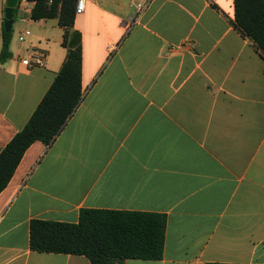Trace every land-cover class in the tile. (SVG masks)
Returning <instances> with one entry per match:
<instances>
[{"label":"crops","instance_id":"crops-1","mask_svg":"<svg viewBox=\"0 0 264 264\" xmlns=\"http://www.w3.org/2000/svg\"><path fill=\"white\" fill-rule=\"evenodd\" d=\"M137 1L76 16L84 98L0 194V264H91L30 247L33 220L77 224L87 209L166 216L163 259L125 264H264V59L234 27L235 0H154L136 17ZM34 7L20 4L0 61V154L67 55L58 19Z\"/></svg>","mask_w":264,"mask_h":264},{"label":"trees","instance_id":"trees-1","mask_svg":"<svg viewBox=\"0 0 264 264\" xmlns=\"http://www.w3.org/2000/svg\"><path fill=\"white\" fill-rule=\"evenodd\" d=\"M77 0H54L48 6L37 0L35 21L58 19L65 30V61L51 88L25 126L0 154V194L8 187L25 153L35 142L50 147L81 105L82 36L74 30ZM234 27L264 59V0H235ZM18 9L14 12V23ZM13 28L3 30L0 61L12 57ZM167 218L162 214L82 210L77 224L33 220L30 226L32 251L85 256L91 264H125L128 260L161 261L164 256Z\"/></svg>","mask_w":264,"mask_h":264},{"label":"built area","instance_id":"built-area-1","mask_svg":"<svg viewBox=\"0 0 264 264\" xmlns=\"http://www.w3.org/2000/svg\"><path fill=\"white\" fill-rule=\"evenodd\" d=\"M44 1L46 2L48 6L53 5V2H54V0H44ZM89 1H92V0H77L76 7H75L76 15H81L85 12L87 3ZM153 1L154 0H138L134 4L136 17H140L145 12V10L151 5ZM20 4L35 6L37 4V0H21Z\"/></svg>","mask_w":264,"mask_h":264},{"label":"water","instance_id":"water-1","mask_svg":"<svg viewBox=\"0 0 264 264\" xmlns=\"http://www.w3.org/2000/svg\"><path fill=\"white\" fill-rule=\"evenodd\" d=\"M21 0H6L5 3V22L4 28L6 32H10L14 26V12L19 9Z\"/></svg>","mask_w":264,"mask_h":264},{"label":"rangeland","instance_id":"rangeland-1","mask_svg":"<svg viewBox=\"0 0 264 264\" xmlns=\"http://www.w3.org/2000/svg\"><path fill=\"white\" fill-rule=\"evenodd\" d=\"M19 28H22V25L18 19V15H17L16 22H15L14 27H13V37H16L19 35Z\"/></svg>","mask_w":264,"mask_h":264}]
</instances>
